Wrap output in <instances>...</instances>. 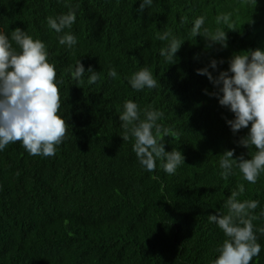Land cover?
<instances>
[{"label": "trees", "instance_id": "trees-1", "mask_svg": "<svg viewBox=\"0 0 264 264\" xmlns=\"http://www.w3.org/2000/svg\"><path fill=\"white\" fill-rule=\"evenodd\" d=\"M139 3L0 0V32L11 41V31L20 28L46 44L57 79L64 80L58 115L68 124L52 157L29 155L21 142L0 152V264H211L227 237L208 216L227 214L225 201L239 184L245 190L237 200L260 202L254 230L264 227V172L256 184L236 168L227 179L220 176L225 150L235 149L233 158L255 153L236 143L247 129L232 134L224 119L232 114L204 94L213 86L196 72L211 58L224 59L218 68L226 69L233 53L264 49V0L253 10L244 0H154L143 13ZM70 8L76 22L64 31L77 37L74 50L59 45L46 20ZM224 12L232 13L235 30L215 22ZM200 15L210 32L227 31V49H206L203 37L190 35ZM165 30L185 40L169 65L159 55L167 42L157 39ZM77 58L99 72L94 85L70 79L66 69ZM142 67L158 80L156 89L137 92L128 84ZM109 68L116 79L107 76ZM126 100L163 111L160 123L179 133L164 138L166 151L178 147L185 157L174 175L159 167L143 171L134 140L123 141L118 116ZM256 235L262 250L251 264H264V234Z\"/></svg>", "mask_w": 264, "mask_h": 264}, {"label": "clouds", "instance_id": "clouds-1", "mask_svg": "<svg viewBox=\"0 0 264 264\" xmlns=\"http://www.w3.org/2000/svg\"><path fill=\"white\" fill-rule=\"evenodd\" d=\"M244 2L253 10L257 0ZM153 3L154 0H140L137 12L143 13ZM46 20L48 27L58 34L59 45L74 50L78 44L77 37L71 31L64 30H70L75 24V9L70 8L66 14L49 16ZM205 20L204 15L195 17L191 22L190 35L203 37L206 49H227V31L217 28L210 32ZM187 22V17L181 19L182 24ZM215 22L226 26L227 30H235L231 12L218 14ZM157 39L167 42L160 48L159 55L168 65L174 64L176 53L185 40L168 30L158 32ZM12 42L19 51L13 48ZM224 63V59L211 58L196 72L205 76L213 86V91L204 89V94L214 97L220 107L232 114V119L224 118L232 134L247 129V133L236 141L237 145L246 149L254 147L255 153L247 159L244 154L233 158L235 149L225 150L219 159L220 176L227 179L236 168L244 180L256 184L264 172V49L233 53L226 61L227 68L219 69L218 66ZM66 72L75 85H94L100 79L99 72L91 66L85 69L78 58L68 66ZM214 72L216 75H213ZM107 76L116 79V69L109 68ZM127 82L137 92L159 86L147 67L133 72ZM63 84V79H57L56 64L49 62V52L42 40L34 39L20 28L11 31V41L0 32V152L11 143L21 142L29 155L52 157L56 154L57 146L63 142L68 129L66 120L58 115L61 108L59 86ZM164 116L165 113L159 109L149 107L141 110L137 103L126 100L118 119L123 129V141L134 140L132 151L141 169L155 173L159 167L171 176L185 165V157L178 147L165 150L164 138L178 139L179 133L160 123ZM152 179L158 180L159 177L153 175ZM244 190V185L239 184L237 191L227 198L226 215L208 216L209 222L214 223L227 237L217 247L218 256L211 264H251L262 250L256 232L264 234V227L254 230L252 223L258 218L254 212L260 207V202L237 200ZM259 215L264 217V208Z\"/></svg>", "mask_w": 264, "mask_h": 264}]
</instances>
